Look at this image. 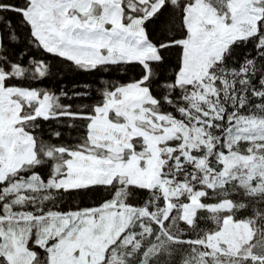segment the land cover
Instances as JSON below:
<instances>
[{"label": "snow or ice", "instance_id": "1", "mask_svg": "<svg viewBox=\"0 0 264 264\" xmlns=\"http://www.w3.org/2000/svg\"><path fill=\"white\" fill-rule=\"evenodd\" d=\"M0 264H264V0H0Z\"/></svg>", "mask_w": 264, "mask_h": 264}, {"label": "trees", "instance_id": "2", "mask_svg": "<svg viewBox=\"0 0 264 264\" xmlns=\"http://www.w3.org/2000/svg\"><path fill=\"white\" fill-rule=\"evenodd\" d=\"M122 73H116L113 79L118 78ZM108 77L99 78L94 75L80 74L72 71L67 65L62 66V71L55 79L45 84L40 85L41 87H51V88H67L71 89L74 84L91 83L93 88L96 87L94 82H102V79H107ZM47 127V126H46ZM68 205H65L67 207Z\"/></svg>", "mask_w": 264, "mask_h": 264}]
</instances>
